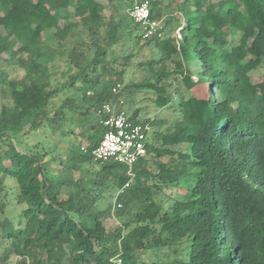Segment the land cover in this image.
<instances>
[{
  "label": "trees",
  "instance_id": "16d2710c",
  "mask_svg": "<svg viewBox=\"0 0 264 264\" xmlns=\"http://www.w3.org/2000/svg\"><path fill=\"white\" fill-rule=\"evenodd\" d=\"M141 1L0 0V264H264V0H148L147 38ZM137 92L171 115L94 160Z\"/></svg>",
  "mask_w": 264,
  "mask_h": 264
},
{
  "label": "built area",
  "instance_id": "2783aa9c",
  "mask_svg": "<svg viewBox=\"0 0 264 264\" xmlns=\"http://www.w3.org/2000/svg\"><path fill=\"white\" fill-rule=\"evenodd\" d=\"M132 20L140 24L144 38L162 35V21L151 16L148 0L141 1L129 11ZM120 84L113 87L117 92ZM125 102L119 97L112 103L103 104L101 110L106 117L101 120L105 132L90 154L94 160H114L131 166L139 156L146 153L151 125L130 119L124 108Z\"/></svg>",
  "mask_w": 264,
  "mask_h": 264
},
{
  "label": "rangeland",
  "instance_id": "374dc122",
  "mask_svg": "<svg viewBox=\"0 0 264 264\" xmlns=\"http://www.w3.org/2000/svg\"><path fill=\"white\" fill-rule=\"evenodd\" d=\"M104 2L106 0H103ZM140 55L138 59H146L149 54L151 53L150 52V49L146 48V47H143L142 50H140ZM136 61V59H135ZM4 65L3 61H0V68ZM18 71H15L14 73H12V75H15ZM22 71H19L18 73L21 74ZM140 71H133L132 68L128 69L126 75H125V80H124V83L127 82V81H130V80H138L140 78V74H139ZM141 74H145L146 72H140ZM143 76V75H142ZM179 89L181 92H183L184 94V97H187L188 96V93L184 90V88H182L181 86H179ZM125 101H126V104H125V108H129V111H132L133 108H139L140 109V115L141 116H145L146 114L149 115L150 117H153L155 114L157 116H170V108H164L162 110H158L155 106V104L151 101V98H152V94L151 93H146V92H137L135 94H132V99H133V102L130 103L128 101V98L129 96L127 94H124V96L122 97ZM42 133L41 131L37 132V133H33V136H21L20 139L23 141L24 145H26L27 143H32L31 140H38V139H41L42 137ZM43 139V138H42ZM46 139L48 141H51L53 140V138H49L46 137ZM31 141V142H29ZM54 141V140H53ZM52 141V142H53ZM81 143V146H84L85 144V141L84 140H81L80 141ZM182 192V191H181Z\"/></svg>",
  "mask_w": 264,
  "mask_h": 264
}]
</instances>
